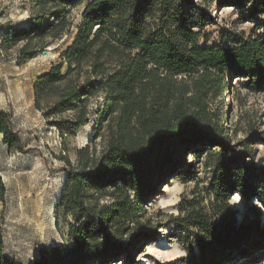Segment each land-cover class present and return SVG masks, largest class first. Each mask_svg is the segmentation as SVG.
Returning a JSON list of instances; mask_svg holds the SVG:
<instances>
[{
	"label": "trees",
	"instance_id": "trees-1",
	"mask_svg": "<svg viewBox=\"0 0 264 264\" xmlns=\"http://www.w3.org/2000/svg\"><path fill=\"white\" fill-rule=\"evenodd\" d=\"M212 1L256 14L259 23L250 35L223 27L220 44L200 45L207 11L193 0H32L30 24L1 36L0 51L18 45L21 65L68 32L71 11L84 3L71 42L33 82V107L61 137L63 127L73 133L92 114L94 126L74 163L58 156L63 178L53 217L55 226L65 223L66 240L39 246L29 264L132 259L158 236L146 205L160 186L195 179L188 154L209 176L169 215L186 255L168 264H234L264 246V157L252 149L264 144V128L248 127L232 142L223 97L236 78L264 93V0ZM99 95L103 106L93 111ZM0 135L8 151L25 152L2 109ZM233 194L251 219L239 218ZM3 249L0 235V264H19Z\"/></svg>",
	"mask_w": 264,
	"mask_h": 264
},
{
	"label": "rangeland",
	"instance_id": "rangeland-1",
	"mask_svg": "<svg viewBox=\"0 0 264 264\" xmlns=\"http://www.w3.org/2000/svg\"><path fill=\"white\" fill-rule=\"evenodd\" d=\"M193 1L207 11V20L198 39L200 45L220 44L223 27L250 35L256 23H259L260 16H248L235 6L212 0ZM83 4L71 11L70 30L59 38L47 39L44 49L34 58L17 65L18 45L0 51V109L8 112L11 127L25 147L23 153L8 151L0 135V178L4 185V192L2 195L0 193V235L4 252L19 264H29L35 259L39 246L66 240L65 223L60 221L59 226H55L53 217V204L63 178V162L58 156L64 155L72 163L75 162L76 149L84 146L92 134L95 115H90L88 122L73 133L63 127L61 137L55 127H48L40 112L33 107L32 85L38 75L58 62L59 52L71 42ZM31 5L32 0H0V40L10 28L30 24ZM238 81V78L232 83L229 81V92L223 93L227 107L225 125L230 129L232 142L243 139L248 127L257 131L264 128V93L242 88ZM90 106L93 111L101 109L103 96L92 98ZM96 143L98 149L99 138ZM252 149L255 158L264 157L263 143L252 145ZM187 160L195 172V179L183 182L178 177L169 178L146 205L147 217L158 233L153 241L155 244L142 246L140 252L130 260L118 258L111 264H168L186 255L184 246L172 234L174 228L169 223V215L177 214L181 194L190 198L193 191L200 192L209 176L203 167V160L199 161L190 154ZM234 195L230 203L237 209L239 218L251 219L248 208L240 197L233 198ZM28 220L36 224L40 222L41 225L39 228L30 226ZM257 250L255 257H239L234 264H264V246Z\"/></svg>",
	"mask_w": 264,
	"mask_h": 264
},
{
	"label": "bare ground",
	"instance_id": "bare-ground-1",
	"mask_svg": "<svg viewBox=\"0 0 264 264\" xmlns=\"http://www.w3.org/2000/svg\"><path fill=\"white\" fill-rule=\"evenodd\" d=\"M239 198V196H238V194H235L234 196H233V198ZM36 206H37V204H36ZM35 212V211H34ZM36 217V216H35ZM34 218V217H33ZM35 220V219H34ZM39 220V219H38ZM28 223H29V225L30 226H34V225H36L37 226V228H39L40 227V225H41V223L39 224H36L37 222H32L31 220H28ZM42 228V227H41ZM40 228V229H41ZM37 230V229H36ZM40 231V230H39ZM42 231V230H41ZM155 244V242H152V243H150L149 245H148V247H150L151 245H154Z\"/></svg>",
	"mask_w": 264,
	"mask_h": 264
}]
</instances>
